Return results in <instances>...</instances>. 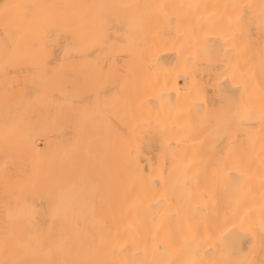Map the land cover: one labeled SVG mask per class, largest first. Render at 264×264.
Segmentation results:
<instances>
[{"label":"bare ground","instance_id":"bare-ground-1","mask_svg":"<svg viewBox=\"0 0 264 264\" xmlns=\"http://www.w3.org/2000/svg\"><path fill=\"white\" fill-rule=\"evenodd\" d=\"M262 236L264 0H0V264H264Z\"/></svg>","mask_w":264,"mask_h":264},{"label":"snow or ice","instance_id":"snow-or-ice-1","mask_svg":"<svg viewBox=\"0 0 264 264\" xmlns=\"http://www.w3.org/2000/svg\"><path fill=\"white\" fill-rule=\"evenodd\" d=\"M5 9L9 7H17V8H27L29 6H24V5H5ZM262 240H264V236H262ZM237 242H233V247H236ZM227 264H244L243 261H232V262H227Z\"/></svg>","mask_w":264,"mask_h":264}]
</instances>
